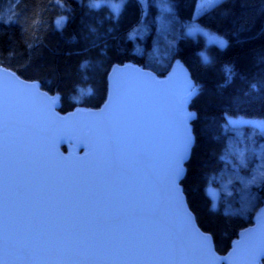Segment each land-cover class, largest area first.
Segmentation results:
<instances>
[{
    "label": "water",
    "instance_id": "obj_1",
    "mask_svg": "<svg viewBox=\"0 0 264 264\" xmlns=\"http://www.w3.org/2000/svg\"><path fill=\"white\" fill-rule=\"evenodd\" d=\"M141 73L161 84L144 85ZM0 83L9 101L13 244L5 264H159L141 254L157 243L196 253L189 257L194 264H236V242L264 221L263 207L226 253L198 224L182 185L197 113L190 108L193 79L181 62L163 76L135 62L114 63L103 104L67 112L59 93L3 65ZM188 137L176 181L191 215L185 222L167 192V173ZM196 233L209 238L203 255Z\"/></svg>",
    "mask_w": 264,
    "mask_h": 264
},
{
    "label": "trees",
    "instance_id": "obj_2",
    "mask_svg": "<svg viewBox=\"0 0 264 264\" xmlns=\"http://www.w3.org/2000/svg\"><path fill=\"white\" fill-rule=\"evenodd\" d=\"M90 3L0 0V65L59 93L67 112L103 104L114 63L135 62L161 76L175 61L184 64L197 117L182 185L198 224L226 253L264 207V130L228 126L234 117L264 119V0H221L196 18L199 0H129L119 18ZM192 22L226 45L186 34Z\"/></svg>",
    "mask_w": 264,
    "mask_h": 264
},
{
    "label": "snow or ice",
    "instance_id": "obj_3",
    "mask_svg": "<svg viewBox=\"0 0 264 264\" xmlns=\"http://www.w3.org/2000/svg\"><path fill=\"white\" fill-rule=\"evenodd\" d=\"M129 0H120V3H111L110 0H91V8H101L108 6L112 9L114 16L119 18ZM221 0H206L208 6H215ZM57 25L60 26L62 21L57 20ZM95 31V29H92ZM200 28L192 26L189 28V33L199 32ZM221 47L225 46L226 42L220 39ZM204 63H211L209 57H202ZM88 61H85L81 67H86ZM231 72V69H228ZM113 94L119 99L121 95V82L118 73L120 69H113ZM141 82L146 85H160L161 82L155 81L146 73H141ZM230 124L237 125L242 121L230 120ZM9 124V101L5 94V85L0 83V264H5L3 257L10 254L12 244V230H11V202H10V146L8 135ZM191 138L188 137L182 149L176 153L171 161L167 173V192L169 197L174 200L179 208V216L184 218L185 222L191 220V215L183 206V198L180 195L179 189L176 187L177 179L182 175L184 169L182 162L187 153ZM243 157V153H241ZM243 162V160L241 161ZM196 238L199 241V254L203 255L208 251V237L196 233ZM141 254L155 259L159 264H194L189 258L196 253H189L182 246H170L165 243H157L155 246L142 252ZM234 256L236 264H257L258 259H264V221L260 223L258 228L250 230L241 235L239 241L235 244Z\"/></svg>",
    "mask_w": 264,
    "mask_h": 264
},
{
    "label": "rangeland",
    "instance_id": "obj_4",
    "mask_svg": "<svg viewBox=\"0 0 264 264\" xmlns=\"http://www.w3.org/2000/svg\"><path fill=\"white\" fill-rule=\"evenodd\" d=\"M140 1H142V3H144V4L147 3V0H140ZM110 2L118 4V3H120V0H110ZM159 7L161 8V10H162V12L164 14H166L169 11V7L163 2L159 3ZM210 7H212V6H208L207 3H206V0H199V3H198L197 8H196V12H195V18L198 17L205 10L209 9ZM161 16H162V14H161ZM163 17L164 16H162V20H164ZM192 26L199 27L200 31L199 32L189 33V28H191ZM185 32H186V34L191 35V36L203 35L207 39L208 42L215 43L217 45H220L219 42H218L220 39H222V40H224L226 42V40L223 37H221L219 35H216L214 33H211L207 29L199 26L196 22H192V23L188 24L186 26V31ZM164 36H166V32L165 31H164ZM201 55H202V57H204V56L208 57V54L206 53V51H203L201 53ZM230 120L242 121V123L237 124V125H232V124L229 123ZM242 125H250V126L257 127L259 129L264 130V119H259V118L248 119V118H244V117H234V118H230L228 120V126L237 127V126H242Z\"/></svg>",
    "mask_w": 264,
    "mask_h": 264
}]
</instances>
